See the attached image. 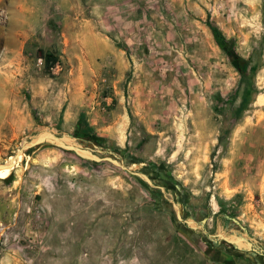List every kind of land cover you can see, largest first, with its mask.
Listing matches in <instances>:
<instances>
[{"label":"rangeland","instance_id":"1","mask_svg":"<svg viewBox=\"0 0 264 264\" xmlns=\"http://www.w3.org/2000/svg\"><path fill=\"white\" fill-rule=\"evenodd\" d=\"M38 125L124 151L164 189L54 147L19 153L0 167V264H264L231 257L217 221L264 245V0H0V163Z\"/></svg>","mask_w":264,"mask_h":264},{"label":"water","instance_id":"2","mask_svg":"<svg viewBox=\"0 0 264 264\" xmlns=\"http://www.w3.org/2000/svg\"><path fill=\"white\" fill-rule=\"evenodd\" d=\"M65 135V136H64ZM63 138H67V140H63ZM94 143L95 145H97L99 147V149L96 150H92L93 152H95V155L92 154L89 149H91V144ZM89 145V146H87ZM40 147H54L60 150H64V151H68L73 153L74 155H76L77 157H80L81 159H84L86 161H89L93 164H98L101 162H107L110 163L111 165H114L118 168H121L125 171H127L128 173H130L132 175V177L134 179H136L137 181H139L140 183H142L146 188H148L151 191H156L159 194L162 193V190L164 188H162L161 186L156 184V180L153 178L152 175L149 174L148 169H150L151 167L148 166L147 169H142L141 172H133L128 170L125 165L127 163H129L128 161H130L131 164H139L141 163L139 160H135L133 158H128L126 156V153L124 151H117L112 153L111 151L105 150L102 147H100L97 143H95L91 137H79L78 135L74 134V135H69L68 133L62 132L56 128H50L47 126H43V125H38L36 128H34L27 136L23 137V139L20 141L19 143V147L15 150V153L10 156L7 160H5L3 163H0V167L5 166V164L10 163L12 160L14 161V158L20 153L21 155L25 156L29 151L33 150V149H38ZM90 155H88V153ZM83 154L85 156H83ZM125 156L126 160H123L122 158ZM13 158L12 160H10V158ZM98 159V160H96ZM11 174V173H10ZM9 174V175H10ZM169 185H171V187H173L178 193H180V197H181V201L184 202L185 200V196L182 194V190L180 185H178L177 183H172L169 180ZM180 206H182V210H183V205L178 203ZM175 202H168L166 203V205L164 206L165 211H170L172 212L175 221L177 222V224L182 227L185 228V224L183 222V215L179 217H176L175 214ZM183 213V212H182ZM224 215V214H223ZM227 219H229L231 227L232 225L235 226L234 228L238 229V231L240 233H242L243 231L247 232V229L245 227H243L237 220H235L234 218L228 217L226 215H224ZM228 221V220H227ZM205 222V219H203L201 221V224H203ZM192 227L194 225L193 222H191L190 224ZM200 226V225H198ZM187 230V229H186ZM190 230V229H188ZM190 231H194V230H190ZM201 231V239L207 243L209 246L212 247V245L215 244V240L210 241V239L208 240L206 237H204V233ZM216 239V238H214ZM212 241L213 244H212ZM222 240H220L218 242V244L221 242ZM226 241V240H223ZM228 242V241H226ZM229 243V242H228ZM231 246L232 244L229 243ZM217 245V244H216ZM216 247V246H214ZM238 252L240 253H245V251L239 250L237 249ZM252 252V251H251ZM252 253H256V252H252Z\"/></svg>","mask_w":264,"mask_h":264},{"label":"trees","instance_id":"3","mask_svg":"<svg viewBox=\"0 0 264 264\" xmlns=\"http://www.w3.org/2000/svg\"><path fill=\"white\" fill-rule=\"evenodd\" d=\"M207 26L211 32V35L213 37V40L216 46L227 55L229 61L236 68V70L241 74L245 68V61L235 53L232 42L224 36V34L221 32V30L216 25L207 24ZM39 58L42 59L43 67L47 71L50 70L52 67H54L55 64L57 63V57L54 56L52 53H41ZM87 136L91 137V135L90 136L87 135ZM31 151H29L28 154Z\"/></svg>","mask_w":264,"mask_h":264},{"label":"flooded vegetation","instance_id":"4","mask_svg":"<svg viewBox=\"0 0 264 264\" xmlns=\"http://www.w3.org/2000/svg\"><path fill=\"white\" fill-rule=\"evenodd\" d=\"M152 167V166H151ZM156 169L157 170H159L160 171V169L159 168H157L156 167ZM159 175H161V176H163V172H160L159 173ZM164 177H165V174H164ZM164 180V179H163ZM168 182H169V180L167 179H165L164 180V184L165 185H168ZM156 192V191H155ZM225 220L227 221L228 219L226 218V217H223V216H221L220 218H219V220H218V225L220 226V230H221V232H222V235L221 236H223L224 237V235L225 236H227V235H229L233 240H230V243L232 244V246L228 243V242H226V241H221L220 243H222V245H223V248H225L226 250H227V253H228V251H232V252H234V254L233 255H231V257H233V258H235V259H240V256H241V254L242 253H240V252H238L237 251V249L236 248H234V247H237V248H239L240 250H244V251H252V252H256V253H253V254H256V255H258V256H262L263 258H264V255H262V254H264V248H263V246L262 245H259L258 243H256V245H255V248H257L260 252H261V254L258 252V251H254V250H252V249H248L247 247H246V245L244 244V243H242L237 237H236V235L233 233L234 231L236 232V234H238V236H240L239 235V231H238V229H236V228H232L228 233L227 232H225V229H222V224H223V222H225ZM216 228H217V221H216ZM241 234V233H240ZM242 234H243V232H242ZM200 240L201 241H203L202 239H201V237H200ZM235 245V246H234ZM214 248V247H213ZM251 252V253H252Z\"/></svg>","mask_w":264,"mask_h":264},{"label":"bare ground","instance_id":"5","mask_svg":"<svg viewBox=\"0 0 264 264\" xmlns=\"http://www.w3.org/2000/svg\"><path fill=\"white\" fill-rule=\"evenodd\" d=\"M65 136V135H64ZM67 140V138H63V140ZM91 149H89V151L92 153V154H95V152H93L94 150H96V149H99V147L98 146H96L95 144H91ZM93 150V151H92ZM88 153V152H87ZM88 155H90L89 153H88ZM83 156H85L84 154H83ZM20 158V155H17V157H16V159H19ZM176 204V203H175ZM174 210H175V214H176V217H179V216H181V212H180V206L178 205V204H176L175 205V208H174ZM180 213V214H179ZM223 217H225L224 215H222ZM236 220V219H235ZM217 221H218V219H217ZM227 222H231V221H229V219H228V221ZM222 233V232H221ZM235 235H236V237L242 242V243H244L245 245H246V247L248 248V249H252V250H254V251H258L260 254H261V252L257 249V248H255V245H256V243H258L259 245H262V246H264L262 243H260V242H258L257 240H255V239H253V238H249L248 237V234H247V232L246 231H243V234L241 233L240 234V232H239V235L240 236H238V234H236V232L234 231L233 232ZM225 236V235H224ZM222 237V236H221ZM264 248V247H263ZM262 255H264V254H262Z\"/></svg>","mask_w":264,"mask_h":264},{"label":"built area","instance_id":"6","mask_svg":"<svg viewBox=\"0 0 264 264\" xmlns=\"http://www.w3.org/2000/svg\"><path fill=\"white\" fill-rule=\"evenodd\" d=\"M38 62H39V64H42L43 65V62H42V59L41 58L38 59Z\"/></svg>","mask_w":264,"mask_h":264}]
</instances>
